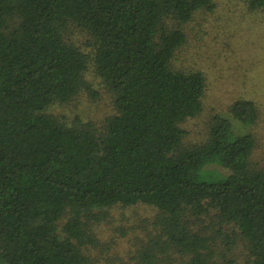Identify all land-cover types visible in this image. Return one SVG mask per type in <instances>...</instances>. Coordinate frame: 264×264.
<instances>
[{"label": "trees", "instance_id": "1", "mask_svg": "<svg viewBox=\"0 0 264 264\" xmlns=\"http://www.w3.org/2000/svg\"><path fill=\"white\" fill-rule=\"evenodd\" d=\"M214 9V0H0V264H92L94 225L138 204L157 210L142 264L170 253L182 264H264L258 104L235 100L229 114L213 113L203 140L187 141L207 77L176 63L185 25ZM89 70L112 93L101 127L51 113L81 92L97 97ZM208 164L227 174L200 179Z\"/></svg>", "mask_w": 264, "mask_h": 264}, {"label": "rangeland", "instance_id": "2", "mask_svg": "<svg viewBox=\"0 0 264 264\" xmlns=\"http://www.w3.org/2000/svg\"><path fill=\"white\" fill-rule=\"evenodd\" d=\"M215 9L198 13L185 25L188 35L182 54L185 66L188 61L204 71L207 92L202 113L184 125L188 142H200L208 132L215 112L228 113L229 106L237 99H252L260 109L255 126L259 145L255 159L264 166V8L251 9L245 0H214ZM88 37L77 35V43L90 52ZM192 63V64H193ZM86 78L98 92L91 98L87 91L67 104H57L51 113L71 123L75 117L104 125L105 117L114 113L112 93L91 70ZM66 116V117H65ZM233 122H237L234 120ZM94 124V125H95ZM227 174L218 165L204 167L200 179L211 181ZM157 210L145 204L125 208L115 207L94 225L97 241L89 244L88 254L92 264H142L139 256L147 251L158 233L152 222ZM155 264H182L177 255H154ZM157 258V260H155Z\"/></svg>", "mask_w": 264, "mask_h": 264}]
</instances>
